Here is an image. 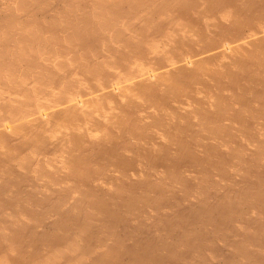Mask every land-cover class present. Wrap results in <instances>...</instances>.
<instances>
[{"label":"bare ground","instance_id":"obj_1","mask_svg":"<svg viewBox=\"0 0 264 264\" xmlns=\"http://www.w3.org/2000/svg\"><path fill=\"white\" fill-rule=\"evenodd\" d=\"M0 88V264H264V0H0Z\"/></svg>","mask_w":264,"mask_h":264},{"label":"rangeland","instance_id":"obj_2","mask_svg":"<svg viewBox=\"0 0 264 264\" xmlns=\"http://www.w3.org/2000/svg\"><path fill=\"white\" fill-rule=\"evenodd\" d=\"M42 86H41V90H42ZM0 90H1V88H0ZM11 91V89H9L8 91H7V94H8V96L10 97V94H9V92ZM1 92V91H0ZM1 93H3V92H1ZM2 95L3 94H0V107L3 105V100H1L2 99ZM5 96V95H4ZM3 96V97H4ZM46 121V118H44V117H37L36 119H34L33 120V122H31L30 124L31 125H33V124H35V125H37V124H40V123H42V122H45ZM27 126V124H23V126L22 127H26Z\"/></svg>","mask_w":264,"mask_h":264}]
</instances>
